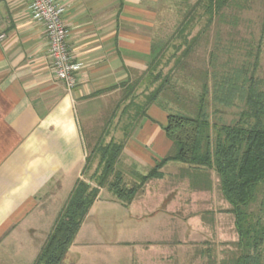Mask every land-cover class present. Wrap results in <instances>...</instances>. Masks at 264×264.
<instances>
[{"label":"crops","instance_id":"crops-1","mask_svg":"<svg viewBox=\"0 0 264 264\" xmlns=\"http://www.w3.org/2000/svg\"><path fill=\"white\" fill-rule=\"evenodd\" d=\"M61 2L78 66L71 91L55 74L45 26L33 18L28 0H0V264H9L5 249L16 260L11 264L34 262L54 225L52 205L59 214L99 137L129 134L116 163L128 186L174 149L164 131L168 114L161 107L169 106L161 95L134 129L132 115L122 129L118 124L127 122L126 99L146 96L153 85L154 46L166 41L154 39L158 12L172 2L182 12L194 2ZM160 171L162 176L149 179L130 204L101 188L92 209L103 193L112 211L105 220L89 211L80 230L93 218L96 233H113V243L141 249L139 264H229L228 248L237 245L236 264L243 254L241 237L231 204L222 191L224 205L216 196L218 173L175 161Z\"/></svg>","mask_w":264,"mask_h":264},{"label":"trees","instance_id":"trees-1","mask_svg":"<svg viewBox=\"0 0 264 264\" xmlns=\"http://www.w3.org/2000/svg\"><path fill=\"white\" fill-rule=\"evenodd\" d=\"M232 0H196L184 11L174 34L162 45L154 46L156 55L149 65L152 83L158 84L146 94L140 103L133 97L123 108L124 114L133 110L129 127L134 129L146 116L147 109L158 97L165 94L171 101L182 104L185 95L174 91L170 75L173 67L163 75L156 69L162 65L163 57L170 46L174 51L165 63L175 58V66L182 65L198 45L205 31L219 18L224 17V9ZM198 30L194 34V30ZM264 37V22L257 44L255 68L259 61ZM179 39L178 42H172ZM178 51H180L179 54ZM243 74H245L243 76ZM240 76V75H239ZM254 72L242 70V87L233 77L226 82L227 89L222 102H230L238 94L245 103L238 121L233 124H211L206 110L207 85L199 98L196 116L170 113L164 125V131L175 145V150L164 157L151 171L141 176L140 182L128 186L122 174L116 170L121 150L129 134L121 139L99 137L87 153L82 178H79L67 201L61 208L51 232L48 234L36 259L32 264H62L70 254V247L90 208L99 196L101 188L108 189L124 204H130L138 190L152 178H160L161 167L169 162H181L195 169L215 170L220 178L223 196L231 204V211L236 216V227L240 234V247L243 254L236 264H260L258 252L264 244V203L259 212L253 209L264 187V90L255 83ZM238 80V78H237ZM187 103L184 105V107ZM213 130V131H212ZM97 162L93 173L88 171Z\"/></svg>","mask_w":264,"mask_h":264},{"label":"rangeland","instance_id":"rangeland-1","mask_svg":"<svg viewBox=\"0 0 264 264\" xmlns=\"http://www.w3.org/2000/svg\"><path fill=\"white\" fill-rule=\"evenodd\" d=\"M192 2H195V0H192ZM182 12L184 13V11ZM182 12L178 10L174 2L169 7L160 10L158 12L160 16L153 31L154 39L161 42L169 39L183 17ZM263 22L264 0H232L230 5L224 9V17L216 20L205 31L193 52L187 58L183 59L182 65L175 66V58L167 64L165 63L167 57L174 51V48L170 46L163 57L162 65L156 70L161 71L165 75L173 67L169 83L174 85V91L185 95V100L182 99V104H178L171 101L165 94H162L161 102L166 101L169 107L168 109L164 105L160 107L164 111L166 109L167 114L180 113L196 116L199 108V98L203 92V86L206 84L207 94L205 96V104L211 124H233L238 121L240 112L245 109V103L242 98L238 94L230 102H222L220 98L224 99L226 97L224 90L227 89L228 83L226 84V82L229 77H233L240 84V88L242 87V70L249 72V76L254 72L253 79L255 83H257L260 90H264V37L257 67L255 68L254 66L257 44L261 35ZM198 28L194 30V34ZM178 40L174 39L172 42H178ZM179 53L180 51L177 54ZM223 85L224 90L221 88ZM155 86L156 84L153 83L151 89ZM145 99L146 97L144 95L142 98H138L137 101L142 103ZM186 103L187 105L184 107ZM132 114V109L125 115L124 113L122 114L123 117L125 116L124 119L127 122L119 123L118 129H122L124 124L128 123V116ZM115 135H118L117 139L119 140L121 139L122 132L117 131ZM174 150L175 145L174 149L168 154H171ZM96 164L97 162L88 171L89 174L93 173ZM215 177L217 178V175ZM105 189L109 190L108 187H105ZM215 193L224 205V198L222 197L219 186H217ZM101 196L104 200L105 195L102 193ZM103 200L98 202L94 209L91 207L90 211L92 213L94 211L102 213V218L105 220L108 218L107 213L112 211V204ZM262 203H264V187L262 188L258 201L253 205V209L259 212L263 206ZM52 206L51 212H53V219L51 218V222L55 223L54 221L58 215V209L56 211V208L58 207L55 205ZM260 216L264 222V213L261 212ZM95 222L92 218L82 230L79 229L70 247V254L62 264H139L141 259L139 253L141 249L133 250L130 248V245L125 243H113L116 235L107 232L96 233L95 227L97 224ZM38 236L39 238L42 237V235ZM117 237L118 241L122 240V235H118ZM2 252L6 256L5 262L7 261L9 264L16 262V260L7 256L11 254V249H5ZM135 252L136 255L132 259V254ZM259 252V261L264 264V244L258 252L250 251L251 254L256 253V255ZM239 254L240 250L237 245L228 248L227 255L231 261H229V264H234L232 257H237ZM165 260L168 261V259Z\"/></svg>","mask_w":264,"mask_h":264},{"label":"built area","instance_id":"built-area-1","mask_svg":"<svg viewBox=\"0 0 264 264\" xmlns=\"http://www.w3.org/2000/svg\"><path fill=\"white\" fill-rule=\"evenodd\" d=\"M32 16L45 26L49 41V56L57 78L63 80L69 91L76 83L77 65L72 60L68 46L69 30L63 14L65 7L61 0H28Z\"/></svg>","mask_w":264,"mask_h":264}]
</instances>
